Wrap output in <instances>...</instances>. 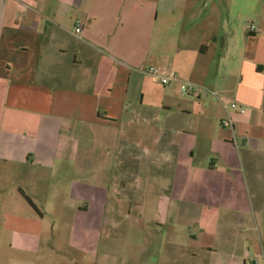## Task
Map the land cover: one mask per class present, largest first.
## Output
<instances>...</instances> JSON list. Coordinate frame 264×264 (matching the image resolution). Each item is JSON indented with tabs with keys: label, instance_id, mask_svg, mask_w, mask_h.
I'll return each instance as SVG.
<instances>
[{
	"label": "crops",
	"instance_id": "crops-1",
	"mask_svg": "<svg viewBox=\"0 0 264 264\" xmlns=\"http://www.w3.org/2000/svg\"><path fill=\"white\" fill-rule=\"evenodd\" d=\"M257 17L252 33L210 0H0V224L21 261L10 264H31L43 236L36 226L54 216L33 201V178L45 181L65 157L81 160L96 136H118L111 129L128 140L148 135L133 129L154 106L152 67L176 74L161 101L182 82L199 86L204 100L203 118L182 133L203 138L206 162L197 170L217 210L200 222L202 241L191 234V255L206 264H264V14ZM234 101L244 113L231 112ZM228 118L233 129L222 126ZM164 135L159 129L166 142Z\"/></svg>",
	"mask_w": 264,
	"mask_h": 264
},
{
	"label": "rangeland",
	"instance_id": "rangeland-1",
	"mask_svg": "<svg viewBox=\"0 0 264 264\" xmlns=\"http://www.w3.org/2000/svg\"><path fill=\"white\" fill-rule=\"evenodd\" d=\"M210 3L216 11L239 15L245 26L255 24L257 30V15L264 14V0ZM152 79L156 86L154 106L145 112L148 122L133 129L148 135L128 140L119 135L120 127L111 129L118 136L102 142L96 136V142L81 149V160L65 157L45 181L38 175L32 179L39 194L33 201L54 216L47 215L36 226L43 236L29 258L31 264H206L199 261L203 257L191 255L189 241L191 234L205 238L201 223L217 210L206 203L207 176L197 170L204 169L205 143L197 133H182L189 128L193 132L203 118L204 100L198 98L200 89H177L161 101L163 89L173 82L164 86ZM185 106L191 113L183 112ZM159 129H164L166 142L159 138ZM190 149H195L194 157ZM193 185L199 192L190 188ZM75 204L88 206V212L79 215ZM4 227L0 224L6 234L2 263H21L12 233Z\"/></svg>",
	"mask_w": 264,
	"mask_h": 264
},
{
	"label": "built area",
	"instance_id": "built-area-1",
	"mask_svg": "<svg viewBox=\"0 0 264 264\" xmlns=\"http://www.w3.org/2000/svg\"><path fill=\"white\" fill-rule=\"evenodd\" d=\"M257 30V26L255 24H252L250 26V31L252 33L256 32ZM77 33L81 32V28L80 26L77 27L76 29ZM147 74L152 75L153 77H155L162 85L166 86V85H170L173 81L176 80V74L173 72H159L157 69L155 68H150L147 71ZM180 89L185 92V93H196L197 90L201 89L199 86L189 83V82H182L180 85ZM215 94V93H212ZM230 109L240 112V113H244L245 112V108L239 103V102H232L230 104ZM222 126L224 127H229L231 129H233V121L231 118H228L226 120H224L222 122Z\"/></svg>",
	"mask_w": 264,
	"mask_h": 264
},
{
	"label": "trees",
	"instance_id": "trees-1",
	"mask_svg": "<svg viewBox=\"0 0 264 264\" xmlns=\"http://www.w3.org/2000/svg\"><path fill=\"white\" fill-rule=\"evenodd\" d=\"M26 199L30 203V205H32L36 209V207H35L34 203L32 202V200L30 198H28V197Z\"/></svg>",
	"mask_w": 264,
	"mask_h": 264
}]
</instances>
